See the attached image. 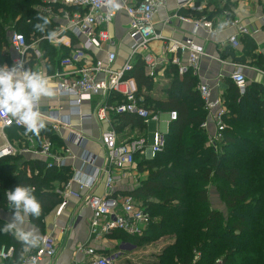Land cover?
Segmentation results:
<instances>
[{
	"label": "trees",
	"instance_id": "1",
	"mask_svg": "<svg viewBox=\"0 0 264 264\" xmlns=\"http://www.w3.org/2000/svg\"><path fill=\"white\" fill-rule=\"evenodd\" d=\"M40 4L41 0H0V53L8 48L14 32L29 40L32 35L40 37L52 31L51 23L43 33L34 27L41 22L35 10ZM167 67L165 77L170 83L162 89L164 99L151 96L158 88L140 57L129 75L136 80L146 108L155 113L178 114L177 121L170 125L164 151L154 160L135 157V167L149 172L147 180L123 194L134 197L158 220L141 237L123 232L111 236L129 240L136 248L147 246L151 234L162 232L173 237V243L156 260L142 264H216L218 260L221 264H264V90L249 84L247 94L241 98L233 82L227 80L229 90L224 101L233 129L227 132L221 152L215 153L200 128L207 114L196 91L197 79L191 72L181 77L174 65ZM114 120L119 133L128 126L140 132L146 128L135 116H114ZM9 129L20 133L18 136L39 139L41 145L49 140L54 151L62 146L49 126L39 136ZM47 164L41 158L0 160V210L14 213L7 191L20 185L33 187L42 210L39 218H28L41 235L44 217L62 202L56 189L73 176L70 166L48 169ZM27 166L32 170L31 177ZM212 192L216 193L215 199ZM5 225L0 218V246L15 248L14 257L5 264H22L28 250L34 252L38 246L25 249L14 230H2Z\"/></svg>",
	"mask_w": 264,
	"mask_h": 264
},
{
	"label": "built area",
	"instance_id": "2",
	"mask_svg": "<svg viewBox=\"0 0 264 264\" xmlns=\"http://www.w3.org/2000/svg\"><path fill=\"white\" fill-rule=\"evenodd\" d=\"M201 0H175L179 9L201 11L198 5ZM226 1V0H220ZM263 1L264 0H260ZM120 7L113 9L107 0H41L38 8L40 14L55 16L60 14L66 23L65 27H58L57 37L49 40L52 44L59 45L61 37L71 34L75 45H70L73 52L70 56L60 60V66L51 76L56 85L54 91L58 97L70 99V115L79 117L84 121H95L99 124L110 123L114 116H135L148 126L152 121L158 124L153 134V142L149 144L146 136L136 139L121 141L114 126L102 132L100 141L106 150L107 162L102 170L93 168V158L87 152L82 156L85 164L93 169L91 175H82L79 172L72 177L80 191L86 193V205L92 212L90 222V235L99 240L111 236L115 232H123L129 236L141 237L156 220L146 212L141 204L132 196L116 195L114 172L117 170L131 169L135 167V157L140 156L145 160H154L166 147V137L170 125L176 122L178 114L175 111L169 113V120L162 121L160 116L146 108L143 98L139 97V89L136 80L129 77L133 71L134 63L141 58L151 79L156 80L159 71L168 64L178 68L180 76L188 72L197 73L200 69V61L205 54L204 49L198 46L190 38L184 41H169L162 48L160 56L155 55L151 49L153 41H162L163 37L156 32L154 17L159 9L166 5V0H117ZM125 12L130 19L127 36L130 40V53L127 61L119 68L116 67L117 54L110 50L114 45L109 32L116 17ZM174 18L185 23H193V35L203 29L213 32L214 24L208 20L192 21L189 17L175 15ZM259 30L238 26L237 32L232 35L228 44L233 49L240 47V39L244 36H253ZM42 40H27L18 32L11 35L10 45L16 53L18 61L23 62L25 70L29 69L31 61L44 59L40 48ZM109 48V49H108ZM97 52L105 54L103 59L97 57ZM180 53L188 56L186 65L181 64ZM13 65V66H14ZM264 76V71L261 72ZM230 79L238 90L240 97H244L248 91V79L242 66L230 74ZM204 109L206 120L201 124L208 136V146L215 153L221 152L225 144L227 132L230 130V112L222 98H215L211 87L201 84L198 88ZM96 101L94 110L83 112V105ZM42 113V112H41ZM42 118L46 126L51 127L56 133L61 129L70 131L69 142L78 146H84L88 137L81 131L74 129L69 118H63L57 112L51 111ZM15 128L26 131L24 125L9 114L0 112V131ZM32 134V133H28ZM44 159L48 169L62 168L67 165L71 157L70 149L64 152L54 151L52 142L46 140L40 148L33 145L25 150ZM16 150L11 145L0 149V159L14 156ZM78 176L91 177V183L85 184L77 179ZM105 177V195L97 196L91 191L97 182ZM70 183L66 185L69 189ZM56 240L53 235L41 237L38 248L32 252L28 250L22 264H40L43 260L54 259L57 255ZM87 255L91 257L90 264H114L117 256L101 257L94 249H88ZM15 254L14 247L0 246V264L12 259ZM218 260L216 264H221Z\"/></svg>",
	"mask_w": 264,
	"mask_h": 264
},
{
	"label": "crops",
	"instance_id": "3",
	"mask_svg": "<svg viewBox=\"0 0 264 264\" xmlns=\"http://www.w3.org/2000/svg\"><path fill=\"white\" fill-rule=\"evenodd\" d=\"M198 5L202 8L201 11L179 9L175 0H166V5L159 9L154 17L156 32L160 34L164 40L153 41L151 43L152 52L160 56L162 48L168 44L169 41H184L192 38L198 46L204 49L205 53L201 58L199 71L197 73L191 72L193 74L192 76L198 81L196 91L199 92L198 88L201 84H207L211 87L215 98L220 97L225 99V94H227L229 90L227 80H231L230 74L237 66L243 67L244 74L248 79V84L258 85L264 90V76L261 73L264 71V2L260 0H226L225 2L220 0H201L198 2ZM39 6L36 7V12L40 16L49 18L51 21L49 27H52V31L54 30L57 32L58 27H65L66 23L62 20L60 14L53 17L40 14L38 12ZM175 15L189 17L192 21H211L214 24V30L213 32H207L200 29L194 36V24L180 21L174 18ZM129 24V17L125 12H121L116 17L115 21L108 26L114 42L110 50L116 53L118 57L116 63L117 68L121 67L129 57L131 45L127 36ZM238 26L259 30V32L253 36L241 37V45L235 50L228 44V40L237 32ZM35 36L36 34L32 35L29 40L32 38L34 40H42L40 48L44 59L36 62L31 61L28 65L29 69L33 71H43L48 76H51L52 73L59 68L60 60L64 59L66 54H69L68 56L71 55L73 48H69V44L74 46L75 41L72 39L70 33L61 37V43L59 45L52 44L47 40V35L40 37ZM53 54L55 55L54 57ZM97 57L103 59L105 54L97 52ZM179 57L181 64L186 65L188 56L180 53ZM16 58L17 55L11 48L9 39L8 48H4L0 53V67L4 65L10 68L13 67ZM167 66L159 71L158 77L153 81L158 88L157 92H155L157 94H164L162 89H165V86H168L170 83L165 77ZM159 88H161V90ZM163 94L162 98L158 99H164ZM69 102L70 99L58 97L56 94L53 97H45L40 101V111L43 115H48L51 111H55L63 118H69V122L73 125L74 129L81 131L88 137V141H86L84 146H78L69 142L70 131L61 129L60 132L56 133L53 130L55 134H57L62 145L57 148V151L64 152L66 148L71 151V157L68 159L66 166H70L72 174L75 175L79 172L82 175H91L93 169L84 163L82 156L85 152L91 155L90 158H93L94 169L102 170L105 168L107 154L105 148L100 143V137L102 132L110 129L111 125L115 127V120L113 117L110 123L103 124H99L95 121L83 122L79 117L70 115ZM96 103L97 102L93 100L91 104L86 103L83 105V112L89 113L94 110ZM170 112H159L157 114L162 121H167L169 120ZM231 119L232 116L230 115L229 131L233 129ZM149 125L146 126L143 132H140L141 130L139 128H133L131 126L126 127L120 133L116 131L121 141H126L131 138L134 140L138 138L141 133L143 134L142 136L148 137ZM125 132L128 134L127 137H124ZM17 134L20 133L14 131V129L0 131V149L6 145H11L16 150V154L10 156V158L18 159V157H21L26 161H32L36 158L40 159V157L33 153L25 151L32 145L34 148H40V140L22 137L21 135L18 136ZM27 175L29 177L32 176L30 166H27ZM113 175L116 181L114 194L115 196H122L129 191L135 190L143 181H146L149 172H140L136 167H133L131 169L117 170ZM68 183H70L69 189L66 188ZM68 183L66 185L61 184V186L56 189L62 202L44 217L43 235H41L42 233L36 226L31 224L29 218L25 225L26 228L34 229L40 238L44 235H53L56 240V257L51 260H43L40 264H90L91 257L86 253L88 249H94L97 255L101 257L117 256L114 264L120 261L126 252L122 248L123 245L116 242L112 236L96 240L90 235L92 212L86 205V193L88 191H80L78 185L72 182V178ZM91 193L101 197L105 195V177L97 182ZM0 218L6 224L11 223L13 221V214L10 210H0ZM15 235L16 238L20 240L16 233ZM117 250H119V252H117ZM2 264H5V262Z\"/></svg>",
	"mask_w": 264,
	"mask_h": 264
},
{
	"label": "clouds",
	"instance_id": "4",
	"mask_svg": "<svg viewBox=\"0 0 264 264\" xmlns=\"http://www.w3.org/2000/svg\"><path fill=\"white\" fill-rule=\"evenodd\" d=\"M107 2L110 8L120 7L117 0ZM38 20L41 22L34 27L43 33L51 21L46 16H38ZM57 35L56 31H49L46 38L51 41ZM55 87L47 74L43 71L25 70L22 61H18L11 68L4 65L0 67V112L21 122L25 127V134L39 136L41 130L46 128L40 111V101L45 97H53L56 94ZM77 179L85 184L91 183V177L88 176H78ZM34 191L33 187L20 185L6 192L14 213L13 221L7 223L2 230H15L25 249L37 247L41 239L34 229L25 227L29 216L39 218L41 215V204L33 195Z\"/></svg>",
	"mask_w": 264,
	"mask_h": 264
},
{
	"label": "rangeland",
	"instance_id": "5",
	"mask_svg": "<svg viewBox=\"0 0 264 264\" xmlns=\"http://www.w3.org/2000/svg\"><path fill=\"white\" fill-rule=\"evenodd\" d=\"M159 89L161 90V88ZM162 94L163 93L157 94L154 92L153 94H151V96L153 98H156V97L162 98ZM163 98H166L164 94H163ZM156 129H157V124L156 122L152 121L148 127L149 144H152L153 142L152 138H153V134L155 133ZM140 135L142 136L143 134H139V136ZM127 136L128 134L125 132L124 137H127ZM215 197H216V193L212 192V198L215 199ZM155 219L158 220V217H155ZM172 239L173 237H171L170 235H166L162 232L151 234V242H149L147 246L136 248L133 245V242L129 240L120 239L117 236L115 241L120 243V245H123L122 248L126 252L124 254V257L120 261L116 262L115 264H128V263L129 264L130 263L142 264V263H148V262L154 261L156 260V257L165 250L166 247H168L170 244L173 243ZM117 252H119V250H117Z\"/></svg>",
	"mask_w": 264,
	"mask_h": 264
},
{
	"label": "water",
	"instance_id": "6",
	"mask_svg": "<svg viewBox=\"0 0 264 264\" xmlns=\"http://www.w3.org/2000/svg\"><path fill=\"white\" fill-rule=\"evenodd\" d=\"M100 143H101V145L103 146L102 142H100Z\"/></svg>",
	"mask_w": 264,
	"mask_h": 264
}]
</instances>
